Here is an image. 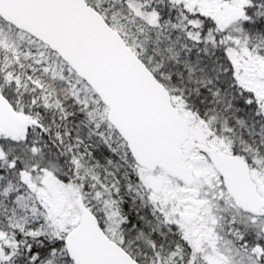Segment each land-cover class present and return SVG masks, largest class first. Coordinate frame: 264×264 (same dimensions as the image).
Returning a JSON list of instances; mask_svg holds the SVG:
<instances>
[{
	"label": "snow or ice",
	"instance_id": "6c2138e0",
	"mask_svg": "<svg viewBox=\"0 0 264 264\" xmlns=\"http://www.w3.org/2000/svg\"><path fill=\"white\" fill-rule=\"evenodd\" d=\"M0 264H264V0H0Z\"/></svg>",
	"mask_w": 264,
	"mask_h": 264
}]
</instances>
